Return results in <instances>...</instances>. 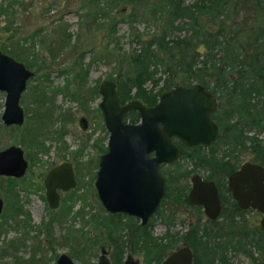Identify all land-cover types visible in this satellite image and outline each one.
I'll return each mask as SVG.
<instances>
[{
    "label": "trees",
    "instance_id": "16d2710c",
    "mask_svg": "<svg viewBox=\"0 0 264 264\" xmlns=\"http://www.w3.org/2000/svg\"><path fill=\"white\" fill-rule=\"evenodd\" d=\"M100 1L105 5L98 9L118 10V20L128 21L137 7H143L156 27L149 35L131 29L130 41L136 47L116 55L113 80L120 104L136 98L152 105L173 85L192 82L208 88L218 102L211 113L219 129L216 141L207 147L182 149L181 155L192 167L169 171L172 176L185 177L197 167L208 169V178L219 187L222 206L218 218H203L200 207L193 206L197 216L187 230L178 234L166 227L163 236L181 237L194 244L195 264H231V257L240 255L250 264H264V231L256 215L250 216L254 210L240 209L226 188V176L236 167L233 165L242 151L264 165V139L257 137L264 131V0ZM113 15L116 13L108 17L110 28L116 24ZM123 118L135 122L138 115L129 111ZM227 156H234L235 162L231 164ZM168 182L165 198L186 202L185 192L179 186L174 191L171 185L177 182ZM155 216L167 226L175 219L173 213H164L163 207ZM127 220L121 222L113 215L88 218L92 236L114 238L118 252L122 250L124 229H132L133 247L153 251L158 243L148 239L149 228Z\"/></svg>",
    "mask_w": 264,
    "mask_h": 264
},
{
    "label": "rangeland",
    "instance_id": "374dc122",
    "mask_svg": "<svg viewBox=\"0 0 264 264\" xmlns=\"http://www.w3.org/2000/svg\"><path fill=\"white\" fill-rule=\"evenodd\" d=\"M104 5L100 0H0V47L5 48L8 55L22 62L35 74L26 81L20 96L19 104L24 112L23 125L18 128L5 126L0 119V149L18 145L24 154L37 159L35 165L28 167L25 175L28 182L31 172L34 174L33 185L21 189L12 184L14 188L10 189L8 186L12 182L5 183L4 179L0 178L2 199L9 203L14 200L13 192H16L29 211L30 224L33 226L24 233L22 229L13 226L12 219L7 221V225L0 230V249L6 248L4 252L0 251V264H26L30 258L39 260L37 264H54L56 257L62 253L72 254L74 264H93L96 261V252V255L89 258L80 256L78 252L81 247L73 240L74 237L77 239L80 231H88V225L83 219L93 213L104 214L92 185L95 164L92 162L82 170L78 193L82 194L85 200H76L61 223H53V241H50V249L47 248L49 242L46 234L36 231V227L42 225L44 217L39 218L37 215L43 208V201L40 197L41 191L35 190L34 185L37 175L45 171L49 163L51 166V163L58 162L62 155L70 158L68 152L74 153L77 150L80 152L77 157L85 162L97 156L98 151L94 149L96 142L98 144L100 141L102 147L105 146L107 132L102 116L97 110L100 100L97 86L102 80L113 79L115 76L117 53L125 54L136 47V43L130 41L131 29L146 35L156 31L143 7H137L134 16L127 21L118 20V10L109 7L104 11L98 9ZM113 13H116L113 15L116 24L114 28H110L108 17ZM36 86L50 95L51 99L50 113L42 119L43 124L45 120H50V129H45L42 137L44 150L34 146L28 133L23 134L27 127L31 131V123L34 125V121H37L38 116L34 112L37 106L33 101L38 95L34 90ZM3 101L4 92L0 91V115ZM81 116L86 118L87 127L84 130L77 122ZM21 134L24 136L22 142ZM258 137L264 139V132L259 133ZM217 149L220 154L221 148ZM249 157L247 153L239 154L240 161ZM190 164L188 160H181L183 168L191 166ZM22 184L26 185L25 182ZM79 209L80 214L77 212ZM190 213L192 210L189 207L178 205L177 218L172 229L183 230ZM254 215L258 220L259 214L254 211L250 213V216ZM151 229L153 234L162 231L157 222ZM20 234L23 238L25 235V238L20 240ZM65 236L70 239L67 243L63 240ZM33 237L38 242L42 241L38 243L37 249L33 248ZM10 241L16 243L15 249L10 248ZM230 263L250 264L249 260L241 255L231 257Z\"/></svg>",
    "mask_w": 264,
    "mask_h": 264
},
{
    "label": "water",
    "instance_id": "95a60500",
    "mask_svg": "<svg viewBox=\"0 0 264 264\" xmlns=\"http://www.w3.org/2000/svg\"><path fill=\"white\" fill-rule=\"evenodd\" d=\"M31 75L32 72L21 62L0 52V91L5 92L1 114L4 124L22 122L23 113L18 98ZM98 92L101 96L98 107L108 133L107 150L100 156L94 182L98 199L108 212L134 215L144 224L163 194V178L158 173V164L172 162L179 155V148L171 137L187 146L212 144L217 138L218 127L209 114L215 110L216 100L200 84L174 85L163 91L150 106L136 98L120 104L113 80H102ZM131 110L137 113V122L124 120V115ZM24 167L19 147L9 145L0 151V174L18 177ZM73 184L68 164L51 169L45 178L50 206L54 207L57 201L55 186L66 188ZM227 187L240 209L250 208L260 213L258 223L264 231V168L243 163L228 176ZM188 200L200 205L210 220H215L220 213L214 183L202 181L198 175L191 178ZM180 259H183V264H189V252H179L165 264H176ZM56 264L73 263L67 256L61 255ZM97 264L107 263L100 258Z\"/></svg>",
    "mask_w": 264,
    "mask_h": 264
},
{
    "label": "flooded vegetation",
    "instance_id": "af4514ba",
    "mask_svg": "<svg viewBox=\"0 0 264 264\" xmlns=\"http://www.w3.org/2000/svg\"><path fill=\"white\" fill-rule=\"evenodd\" d=\"M0 52L3 53V54L8 55L6 53V49L5 48H1L0 47ZM8 56H10V55H8ZM10 57H12V56H10ZM15 60L19 61L17 59H15ZM28 70H30V69H28ZM30 71L32 72V75L30 77L34 76L35 75L34 71H32V70H30ZM30 77H28L26 79V81ZM106 80H113V79H106ZM26 81H25V86H26ZM114 83H115V81H114ZM193 84H200V83L192 82L189 85H183V86H191ZM175 85H181V84H175ZM200 85H202V84H200ZM98 86H99V84H98ZM98 86H97V93L99 94ZM202 86L207 91L211 92L204 85H202ZM35 88L36 89H34V90L37 92L38 95H36L34 97L35 99H33V101H34V104L37 106L36 107L37 110L34 111L35 114H37V116H38V117H36L37 121L36 122L34 121V125H33V123H31V131H29L28 127H27L26 130L23 132V134L24 133L25 134L28 133L30 135V137H31L32 143H34V146L38 147L37 149L44 150L45 148H44V145L42 143V137H43L44 133L46 132L45 129L46 130L50 129V120L49 119L45 120V124H43L42 119H43V117H47V114L50 113V102H51V99H50V95H47L44 90L39 88V86H36ZM38 88L40 90H38ZM24 89H25V87H24ZM115 90H116V85H115ZM22 92L19 95L18 104L20 103V96H21ZM212 95L214 96V98L216 100V107H217V103H218L217 99H216V97H215V95L213 93H212ZM99 96H100V94H99ZM100 99H101V96H100ZM4 102H5V92H4L3 109H4ZM19 106H20V104H19ZM146 106H150V105H146ZM21 109H22V107H21ZM97 110H98L99 114L102 116V113H101V111H100V109L98 107V104H97ZM131 111H133V110H131ZM2 112H3V110H2ZM2 112H1V114H2ZM22 113H23V119H22V122L20 124L6 125V124L3 123L2 119H1V115H0L1 122L5 126H15L16 128L21 127L23 125V123H24V112H23V109H22ZM211 113L209 114L210 118H211ZM25 117H27V116H25ZM124 120H126V119H124ZM102 121H103V117H102ZM137 121H138V119L135 122H137ZM77 122H78V126L81 129H83V130L86 129L87 123H86V118L85 117H83V116L79 117ZM217 127H218V125H217ZM62 130H64V129L62 128ZM59 132H60V130L57 133L59 134ZM262 132H264V131H262ZM218 133H219V129H218ZM252 133H253V131L250 132V134H252ZM23 134H21V136H22L21 139H20L21 142L23 141V138H24ZM258 134H257V137H258ZM107 136H108V133H107ZM217 137H218V134H217ZM260 139H262V138H260ZM171 141L178 146L179 155L176 158V160H174L172 162L159 163L158 164V167H157L158 168V173L163 178V194H162L158 204L156 205L154 211L152 212V214H150L148 216V218L146 219V222L144 224H141V219L136 217V216H134V215H129V214L122 213V212H114V213L108 212L105 209V207L102 205L100 200L98 199L94 182L96 180L97 171L99 169L100 156L104 152H106V150H107L106 144H105V146L102 147L100 141H98V144H96L97 143L96 142L95 145H94V149L96 148L97 151H98L97 152V156H95L93 159L89 158V159L85 160V162L84 161H80L79 156L77 157V155H78L77 153H80V152L75 150L74 153L73 152L72 153L68 152L70 154V158L67 157V156L64 157V155H62L61 159L58 162L51 163V166H50V163H49L45 167V171H43L39 175H37L38 177H37L36 183L34 185V189L35 190H40L41 191L40 197H41V200L43 201V208L41 209V212H39L37 215L39 216V218H43L44 217L43 221H42V225L36 227V231L46 234L47 241L49 242L48 245H47V248L50 249V241H53L52 234H51L53 223H59L60 224L61 221L63 220V217L68 215V213L70 212V210L72 208L73 203H75L76 200H82V201L85 200V197L82 194L78 193V190L80 189L79 187L81 185V180H82L81 179L82 174H83L82 170L85 169L86 166L91 165L92 162H93L96 167H95V172H94V174L92 176V178H93L92 185H93V189H94V194H95L96 199H97V201L99 203V207L103 210L104 214L100 215V214H94L93 213V214L88 215V217L86 219H83L84 223L88 225L89 236H88V231L87 230H83V231H80L79 236L77 237V239H76V237L73 238V240H75L74 242L75 243L77 242L78 245L81 247V249H79L78 254H80V256L82 255L84 258H86V257L89 258V257H92V256L96 255V254H94V252H96L97 253L96 261L93 264H97L100 258H103L106 261L107 264H165V263H167L168 259L171 256H173V255H175V254H177L179 252H182V254H184L186 252H189V256H190L189 264H195V262H196L195 260L197 259V255L195 253V248H193L194 244L186 241L184 238H181V237L180 238L164 237L163 233L166 231V227L169 229L170 232H178V234L183 233L185 230H187L188 225L190 223H193L195 218H196V216H197L195 211H194L193 206L200 207V210L202 211L203 218L208 219L204 215L203 210H202L200 205L192 204L188 200V193H189V190L191 188V178H192L193 175H198L202 181H205V182L211 181V182L214 183V185L216 187V190H217L218 198H219V201H220V206H222L221 198H220V194H219V187L216 185L214 179L208 178V175L210 173L209 170L205 169V168H201V167H197L196 171L188 173V175L185 176V177L184 176L177 177L176 175L172 176L173 172H171V174H170L169 171H172L175 168L178 169V171H179V170H183V169H190L192 167L191 161L181 155L182 149H185L186 147L188 148V147H193V146H197V145L198 146H204V145L196 144V145H192V146H187L182 141H180L179 139H177L175 137H171ZM106 143H107V140H106ZM212 144H210V145H212ZM210 145H208V146H210ZM15 146H17V147H19L21 149L20 146H18V145H15ZM7 147H5V148H7ZM204 147H207V146H204ZM5 148H3V149H5ZM3 149H0V151L3 150ZM242 153H247V152L246 151H242ZM22 158H23V160L25 162V167H24L23 173L20 176L16 177V176H7V175L0 174V178H3L5 183H7V182L11 183L12 182L8 186V188H10V189L14 188V186L12 184H15V187L17 186V187H20L21 189L22 188H27V186H29V185H33L32 184V175L34 176V174L31 172V174H32L31 178H30L31 181L29 180L28 182H26L25 175H26V172L28 170V167L31 166V165H35L36 162H37V159H35L33 156H31V157L27 156L26 154H24L23 150H22ZM226 158L228 159V161L231 164H233L235 162V159H236L234 156H227ZM182 159L190 161V163H191L190 165L191 166H186L187 168L186 167L183 168L182 165H181V160ZM237 161L238 162L233 165V166H236V167L231 172H229L227 174V176H226V188H227L230 196H231V193H230V191H229V189L227 187V178H228V176L230 174H232L235 171H237L239 169V167L243 163L249 162V163H253V164L262 166L264 168L263 164H261V163H259L257 161L251 160V155H250L249 159H245V160H242V161H240L239 155H238V160ZM62 164H68L70 166L74 184L72 186H68L66 188H61L59 186H55L54 187V192L57 195V201H56V204L54 205V207H51L50 206V199H47V197H46L45 178H46L47 174L50 172L51 169H53L55 167H58V166H60ZM168 173L170 174V176L168 175ZM168 181H171L172 183H176L177 182V184H175V185L171 184V185H172V187L173 186L175 187L174 191L179 186L182 189V192H185L186 202L182 201V200L172 201V200H168V199L165 198V194H166V191H167V188H168V184H169ZM22 182H25L26 185L22 184ZM16 183H18V185H16ZM48 186L50 188V182H49ZM13 193H14V200L9 202V203L7 202L8 206H7V203L5 202V200H3L1 195H0V200H1L0 230L3 228V226L7 225V221L8 220L12 219L13 226L16 227L17 229H22L24 231V233H26L28 228H32L33 227L30 224V222H31L30 214H29V211L22 204V200H20V198L17 197L16 192H13ZM231 199H232V197H231ZM178 205H185V206L189 207L192 210V213H190L188 215L189 219H187L185 221V227L183 228V230H180V231L172 229V225H174V223L176 221V218H177V206ZM162 207H163L164 213H166V212L173 213V215L175 217L173 223L168 224V226H167V223L164 220H161L162 218H158V219L154 218V217H156L155 213ZM247 209H250V208H247ZM243 210H246V209H243ZM251 210H253V209H251ZM254 211H256V210H254ZM77 212L80 214L81 209H79V211H77ZM258 214H259V218H260V213H258ZM92 215H96L97 217H101V218H104L105 216L113 215L114 217H116V216L119 217L121 222L126 221L127 218H129L137 226L149 228V231L151 232V238H148V239L155 240L158 244H157V246H155L156 248L153 251H152V249H148V250L147 249L146 250L142 249V251H141V249H138L139 247H133L132 246V244H133V237H132V234H131L132 229H124L123 230L124 237L122 239V242H123L122 250H121V252H118V248L119 247L115 246V244H117V240H114V238L108 239V238L104 237L103 234H102V236H98V237H93L92 236V234H91L92 231H91V228H90V225H89V222H88V218L90 216H92ZM163 216H164L163 218L165 219V217H166L165 214ZM201 220L204 221L203 219H201ZM208 220H210V219H208ZM211 221H213V220H211ZM156 222L161 225L162 231L160 233H158V234H153L151 228L155 226ZM182 223H184V222H182ZM69 234H68V236H69ZM68 236H65L63 238L64 242H66V243L70 240ZM24 238H25V235H24ZM24 238L20 234V238L19 239L22 240ZM139 238L140 239H144L143 237H139ZM32 239H34L33 241L35 243L33 248L37 249L38 243L40 244V243H42V241L38 242L37 240H35V237H33ZM15 242H18V241L15 240ZM15 242H13V241L9 242V245H11L10 248H14L15 249V247H16L15 246V244H16ZM140 244L141 243H139L138 245H140ZM12 245H14V246H12ZM5 249L6 248H1L0 251L4 252ZM61 255L67 256L69 258V260L74 264V262L72 261L73 258L71 257L72 254L71 255L70 254L67 255L65 253L59 254L56 257L54 264H56L57 259ZM37 262H39V260L30 258L29 260H27L26 264H37ZM176 264H183V259H180L178 262H176Z\"/></svg>",
    "mask_w": 264,
    "mask_h": 264
}]
</instances>
